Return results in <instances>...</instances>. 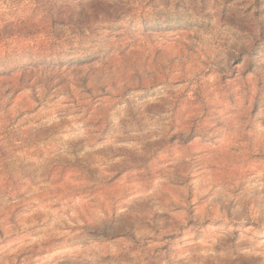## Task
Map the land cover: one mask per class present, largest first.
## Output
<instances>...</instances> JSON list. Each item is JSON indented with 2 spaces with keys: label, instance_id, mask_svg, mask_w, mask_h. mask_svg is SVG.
<instances>
[{
  "label": "rangeland",
  "instance_id": "374dc122",
  "mask_svg": "<svg viewBox=\"0 0 264 264\" xmlns=\"http://www.w3.org/2000/svg\"><path fill=\"white\" fill-rule=\"evenodd\" d=\"M107 7L56 27L101 50L0 66V264H264V0Z\"/></svg>",
  "mask_w": 264,
  "mask_h": 264
},
{
  "label": "trees",
  "instance_id": "16d2710c",
  "mask_svg": "<svg viewBox=\"0 0 264 264\" xmlns=\"http://www.w3.org/2000/svg\"><path fill=\"white\" fill-rule=\"evenodd\" d=\"M22 1L28 2V4H24L23 6V8L25 9L29 6V4L32 5L31 7H29V10H25L23 8L20 9ZM71 1H74L76 3L81 0ZM89 2H92L96 7L94 10H91L90 14H87L84 11H80L79 14H74L73 11H69L67 7V3L69 2L67 0H0V66L2 64L20 65V59L26 55L31 56V63L39 62L42 65L59 63L62 62L63 59L66 60L74 58V56L79 53V51L76 50H79V46L84 43L94 45L95 49L98 50L104 48L102 47V45L104 43V40H107L103 36L104 31H92L88 35L83 33V38L74 44L63 42L62 38H60L57 34V25H63L65 24V22L70 25H78L85 31L89 28L88 25L90 23V19L96 20L101 15H103L104 21L109 25H112L119 21H122L129 13L125 10H116L112 7L101 9L102 3H104L105 0H90ZM26 12H29V18L31 20L36 18V15L38 13H43L50 22L47 30H36L33 26L23 27L21 25L23 24L21 22V16L22 13L24 14ZM87 15H90V17H88ZM42 31L43 33H45L44 37L46 40H49L51 37L54 39L47 46H45V40L33 45H19V41H21L22 39L35 38L34 36L39 35L40 33H42ZM14 42L16 44H13ZM75 44L79 46L75 47ZM64 46L68 47V55H64ZM107 54H111V51L109 50ZM63 55L66 57L62 58L64 57ZM83 59L79 61H82ZM23 68L27 69L26 66H23Z\"/></svg>",
  "mask_w": 264,
  "mask_h": 264
}]
</instances>
